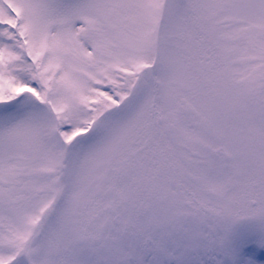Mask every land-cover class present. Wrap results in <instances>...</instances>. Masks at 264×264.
<instances>
[{
    "label": "snow or ice",
    "instance_id": "6c2138e0",
    "mask_svg": "<svg viewBox=\"0 0 264 264\" xmlns=\"http://www.w3.org/2000/svg\"><path fill=\"white\" fill-rule=\"evenodd\" d=\"M0 264H264V0H0Z\"/></svg>",
    "mask_w": 264,
    "mask_h": 264
}]
</instances>
